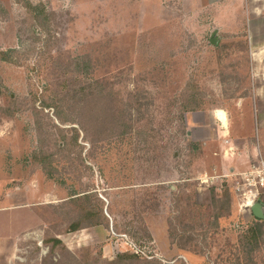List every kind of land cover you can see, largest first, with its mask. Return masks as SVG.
<instances>
[{"label":"rangeland","instance_id":"rangeland-1","mask_svg":"<svg viewBox=\"0 0 264 264\" xmlns=\"http://www.w3.org/2000/svg\"><path fill=\"white\" fill-rule=\"evenodd\" d=\"M262 2L0 0V264H264Z\"/></svg>","mask_w":264,"mask_h":264},{"label":"trees","instance_id":"trees-1","mask_svg":"<svg viewBox=\"0 0 264 264\" xmlns=\"http://www.w3.org/2000/svg\"><path fill=\"white\" fill-rule=\"evenodd\" d=\"M18 1H20V0H18ZM26 7H28V9H30L31 8V6H29V3H25L24 4ZM30 10H32V9H30ZM10 52V51H9ZM2 54H4L5 56H6V52H2ZM193 90V89H192ZM86 96H88V93H86L85 94ZM186 102H190L191 103V98L189 97L188 99H187V101ZM201 102V101H200ZM198 103V102H197ZM202 103V102H201ZM139 105H138V108H137V110H138V112H140L141 111V108H142V103H138ZM109 108H110V106H109ZM109 108H108V111H109ZM200 108V104H194L193 106H191V107H188V106H185L184 105V109H183V111H193V110H196V109H199ZM109 112H108V114H105V115H103V118H97L96 120H95V123L99 126V128H100V130L101 129H103V126L105 127V125L107 124V125H109L110 124V117H109ZM115 117H116V114L115 113H112ZM117 116H118V113H117ZM58 118V120H59V122H61V123H65L64 122V120L63 119H61L60 120V118L59 117H57ZM110 120V121H109ZM115 120H117V122H118V128H120V126H121V128H122V130H124V125L126 124V123H124V122H126V120H123V117L121 116V115H119L117 118H115ZM80 123H81V121H80ZM94 125V124H93ZM80 127H81V131L84 133V136H85V133H86V138L88 137V129L87 128H83V126H82V124H80ZM57 129L59 130V131H61L62 130V128H59V126H57ZM64 129H68V132L70 131V132H72V134H73V136H74V139H75V141H76V139L78 138V129L77 128H75V127H69V128H64ZM115 133H117V132H115ZM67 141V140H66ZM68 144V143H67ZM211 198H212V202H213V208H215L217 211L218 210H221L222 208H225L226 210H229L230 209V198H229V194H228V189H224L223 191H222V193H221V195H220V198H218V195H216V194H214V193H212V196H211ZM222 201H224V203L225 204H223V203H221ZM218 202V203H217ZM215 203H216V205H215ZM217 204H219L220 206H221V209H217ZM258 220V219H257ZM264 223V219H262V220H258L257 222H256V224H255V227L254 228H251V231H252V234H251V239H253V240H255V243L257 242V239H258V237L260 236V235H262L263 234V224ZM79 226H80V223L77 221V222H73V223H71L70 225H69V227H70V230H76L77 228H79ZM175 234V233H174ZM174 234H172V235H174ZM56 243H58L59 241L58 240H54ZM53 247V246H52ZM138 257L136 256V254H123V255H119L115 260L116 261H114V263L115 262H117V261H124V260H135V259H137ZM111 264H113V263H111Z\"/></svg>","mask_w":264,"mask_h":264},{"label":"built area","instance_id":"built-area-1","mask_svg":"<svg viewBox=\"0 0 264 264\" xmlns=\"http://www.w3.org/2000/svg\"><path fill=\"white\" fill-rule=\"evenodd\" d=\"M260 157V155H259ZM259 159V158H258ZM233 189L239 198L240 208L250 209L254 202L264 200V160L259 159L239 172Z\"/></svg>","mask_w":264,"mask_h":264},{"label":"water","instance_id":"water-1","mask_svg":"<svg viewBox=\"0 0 264 264\" xmlns=\"http://www.w3.org/2000/svg\"><path fill=\"white\" fill-rule=\"evenodd\" d=\"M214 34H215V32H213V34L211 35V38H210V42L212 44H215V42H216ZM250 210H251L252 215L256 219H258V220L264 219V210H263L261 201L254 202L253 205L250 207Z\"/></svg>","mask_w":264,"mask_h":264},{"label":"crops","instance_id":"crops-1","mask_svg":"<svg viewBox=\"0 0 264 264\" xmlns=\"http://www.w3.org/2000/svg\"><path fill=\"white\" fill-rule=\"evenodd\" d=\"M261 1H263L262 2V7L260 6V7H253V8H249V16L251 17L252 15L254 16L253 18L254 19H257V18H260V17H264L263 15H264V0H261ZM262 21V20H261ZM249 22H250V18H249ZM253 42H255V41H253ZM262 44H264V40L262 41ZM261 44V45H262ZM264 46V45H263ZM261 47V46H260ZM264 48V47H263ZM216 117L220 120V122L222 123V126L223 127H225L224 126V123H225V121H226V119L225 118H221L220 116H218L217 114H216ZM262 207H263V204H262ZM263 210H264V207H263Z\"/></svg>","mask_w":264,"mask_h":264}]
</instances>
